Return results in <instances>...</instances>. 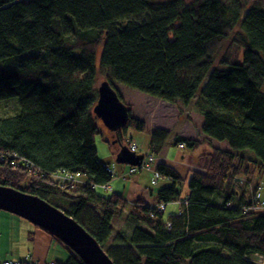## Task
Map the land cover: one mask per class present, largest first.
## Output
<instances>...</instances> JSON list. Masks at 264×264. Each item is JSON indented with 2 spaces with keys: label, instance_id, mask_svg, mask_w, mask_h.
Listing matches in <instances>:
<instances>
[{
  "label": "trees",
  "instance_id": "obj_1",
  "mask_svg": "<svg viewBox=\"0 0 264 264\" xmlns=\"http://www.w3.org/2000/svg\"><path fill=\"white\" fill-rule=\"evenodd\" d=\"M251 2L0 0V102L19 104L15 115L0 118V186L58 208L103 250L113 218L127 212L134 228L130 238L119 234L124 248L106 253L114 264H253L264 257V206L250 209L251 197L239 204L246 195L234 189L250 178L248 165L264 168V5ZM99 46V67L112 82L172 105L195 101L200 133L227 144L204 156L205 172L184 179L172 166L156 165L171 182L156 193V206L135 202L128 210L120 196L101 190L116 174L95 147ZM128 130L145 132L146 123L130 114L119 145ZM169 135L152 132L151 154H161ZM172 145L189 151L201 144L178 135ZM244 151L253 159L239 155L235 165ZM61 171L80 174L83 184L61 187L52 179ZM161 204L179 210L165 218ZM90 207L102 214L93 218ZM52 238L69 253L55 264H84Z\"/></svg>",
  "mask_w": 264,
  "mask_h": 264
},
{
  "label": "rangeland",
  "instance_id": "obj_2",
  "mask_svg": "<svg viewBox=\"0 0 264 264\" xmlns=\"http://www.w3.org/2000/svg\"><path fill=\"white\" fill-rule=\"evenodd\" d=\"M257 0H252V2H255ZM193 0H185L186 4H191ZM251 2V4H252ZM258 2L262 3L264 5V0H258ZM249 4V5H251ZM246 8V7H245ZM243 10V16L246 13L247 10ZM248 8V7H247ZM140 20V19H138ZM242 21V19H241ZM230 42L226 41L223 44V47L219 53V56L223 55L229 47ZM102 52L101 46L97 48L96 53V70H97V86L104 82V81H111L110 71L108 69L100 68L99 67V60L100 55ZM232 52V51H231ZM239 52V50H238ZM241 55L239 56V58ZM99 67V68H98ZM216 65L210 70L208 76L205 78L200 90L204 88L206 85V82L208 80V77L210 73L214 69H216ZM114 88L122 98V103L130 110L131 116L138 117L139 120H145L147 122L146 130L145 132H137L133 130H128V132L123 137V144L124 146L126 144H129V142H134L137 144V146L140 149V154L142 156H150L153 155L154 158L160 159L162 162L165 161H171L173 162L176 159V155L178 152L181 154H187L188 150L184 149L183 147L175 148L172 145V142L176 136H183L189 139H198L200 141V144L202 146H210L215 145L217 148H221L222 150L228 148L226 142H215L210 141L205 136H203L199 131V126L202 118L197 114L196 108H195V101H192L187 107H183L180 103H177V105H172L166 102H163L161 100H158L156 98H153L149 95L140 93L138 91H135L133 89H130L122 84L112 82ZM97 88V87H96ZM263 92H264V86H263ZM133 109V111L131 110ZM19 110V104L16 101H7V102H0V118L9 117L15 115ZM144 121V122H145ZM97 124L101 125L100 121H97ZM99 134L95 137V147L97 150L98 159L102 161L105 164H109L110 166H113L114 173L119 174L122 170L128 169L129 166L125 165H118L115 162L116 154L115 152L116 148L117 151L120 148V145L118 143L113 144L112 136H110V132L106 130L103 125H101ZM161 127L169 132V138L163 148V151L159 156L151 154L149 150L150 140H151V134L154 131L155 127ZM117 141V140H116ZM224 144V145H221ZM200 145V146H201ZM226 147V148H225ZM169 158L167 159L165 156L168 155ZM191 154L192 159L196 162V152L197 150H189ZM245 152H241V154H235L236 158L234 160V164L236 165L238 163L239 155L246 159L248 156V161L250 159H253V155ZM194 156V157H193ZM178 163V164H176ZM173 164L175 167L179 170L181 174H185L186 169L185 167H181L179 162H176ZM205 160L201 162V164H198L199 169L197 170H203L205 172L206 167L204 166ZM153 165H151L152 167ZM249 166V176L250 178L247 179L245 176H242L239 179V183L236 184L235 188L238 192L242 193L243 195H246V197H240L239 201H237L239 204H245L249 200L248 198H252V204L260 205L261 207L264 206V168L257 169L253 168L252 166ZM125 171V172H126ZM241 171H243V167L241 168ZM151 172L147 169H142L135 175L129 176L128 178H131V181L133 179L138 181V184L141 186L146 187L149 192L152 193V195H156L157 192L165 188L166 186H169L171 182L168 179H160L158 183L155 186H152L150 183L151 180ZM120 180V179H113ZM257 188V189H256ZM178 191L181 192V199L186 195L187 189L186 185H182L181 187H177ZM102 190V189H101ZM148 192V193H149ZM104 195L109 196L113 194L110 192L103 191ZM256 193L259 194V199H255L253 195ZM236 204V203H235ZM173 207V205L168 206L167 213L165 214V218L170 216V209ZM126 209H130V207H127ZM254 211H257L255 209ZM127 213V212H126ZM121 217V218H113L112 220V231L111 235L107 241V243L104 245V251L106 253H112L114 254L115 250L124 248V245L119 244V234L124 235L125 238H130L133 232V225L128 222L127 215ZM99 214H102L101 210L98 209H92L90 207V215L95 218ZM20 219V218H19ZM21 220V219H20ZM23 224L28 226L29 228H34L33 225L28 223L27 221H23ZM54 240V239H53ZM55 246L56 249L52 250L48 255V261H58V262H64L69 256L68 251L60 245L56 240L53 241L52 248ZM1 259V258H0ZM253 264H258L257 257L253 260ZM55 263V262H53Z\"/></svg>",
  "mask_w": 264,
  "mask_h": 264
},
{
  "label": "water",
  "instance_id": "obj_3",
  "mask_svg": "<svg viewBox=\"0 0 264 264\" xmlns=\"http://www.w3.org/2000/svg\"><path fill=\"white\" fill-rule=\"evenodd\" d=\"M95 117L112 133L127 126L130 110L122 103L115 89L106 80L97 86ZM115 142H113L114 144ZM144 156L135 155L120 146L115 162L140 167ZM0 211L21 218L56 238L84 264H114L93 236L73 218L46 201L9 187L0 186Z\"/></svg>",
  "mask_w": 264,
  "mask_h": 264
},
{
  "label": "crops",
  "instance_id": "obj_4",
  "mask_svg": "<svg viewBox=\"0 0 264 264\" xmlns=\"http://www.w3.org/2000/svg\"><path fill=\"white\" fill-rule=\"evenodd\" d=\"M131 110L133 111V109ZM145 123L147 126L146 121ZM155 129H163V128L159 126V127H155ZM208 144L210 146L207 147L201 145L197 149L196 162L192 159L191 157L192 153H190V151H188L187 154L184 155L178 152V154L176 155V159L173 162L174 163L179 162L181 167H185L186 173L184 175L179 172V170L175 167V165L171 161L162 162L160 159H156L157 160L156 165H158L159 163H165L169 166H172L184 179L189 172H191L192 170L199 169L198 167H194V166H198V164H201V162L204 161L205 155H207L210 151H212V149H219L215 147V145H211L210 143ZM175 148L176 147H174V150ZM115 152H117V148ZM170 152L171 151H169L168 155L165 156L167 159L169 158ZM125 171L126 170H122L119 174L115 173L116 174L115 179H120V180H115V181L113 180L109 184V186L102 189V191L105 192L111 191L113 194L120 196L122 199L126 201L128 207L133 206L135 202L136 203L143 202L145 203V205L149 207L156 206L157 204L155 202V195H152V193L149 192V190H147L146 187L139 185L137 180L133 179L131 181V178L128 177L132 175H125ZM170 205H173V207L170 209V215L177 213L179 210L178 204H170ZM168 206L166 208V213L168 210ZM20 219L12 214L0 211V258H1L0 260L13 261L19 264H28L34 262L49 264L53 262H58L56 260L48 261L49 253L52 250L56 249L57 247L55 246L54 248H52L54 241L53 238L48 234H46L45 232H43L42 230L36 229L35 226H33L34 228H29L28 226L23 224L22 222L23 219L21 220Z\"/></svg>",
  "mask_w": 264,
  "mask_h": 264
},
{
  "label": "built area",
  "instance_id": "obj_5",
  "mask_svg": "<svg viewBox=\"0 0 264 264\" xmlns=\"http://www.w3.org/2000/svg\"><path fill=\"white\" fill-rule=\"evenodd\" d=\"M123 146H124V144H123ZM124 147H126L130 152L134 153L135 155H141L139 147L134 142H129V144H126ZM179 147L182 148V146H179ZM156 163H157V160H156V158L153 157V155L144 156V159L142 161L141 166L140 167H130L129 166L127 171L125 172V175H134L142 169H147L151 172L150 183L152 186H155L158 183V181L161 179L160 174L156 170ZM151 165H153V166L151 167ZM107 169L110 173H112L113 176L115 175L113 166H110V169L109 168H107ZM52 179L56 183H58V184L60 183L61 187H65L67 185H70V188H73V186H75V185L83 184V181H82L83 176H81L80 174H70V173H67L64 171L56 173L52 177ZM255 199H257V200L259 199V194H257L255 196ZM248 207L250 209H257L258 210L260 205L259 206L253 205V208H252V200H251V203L249 204ZM166 208H167V206L164 204L158 205V209L161 212H163ZM257 261H258V264H264V257H262V256L259 257ZM0 264H19V263L13 262V261H7V260H0ZM28 264H43V263L34 262V263H28ZM49 264H55V263H49Z\"/></svg>",
  "mask_w": 264,
  "mask_h": 264
},
{
  "label": "flooded vegetation",
  "instance_id": "obj_6",
  "mask_svg": "<svg viewBox=\"0 0 264 264\" xmlns=\"http://www.w3.org/2000/svg\"><path fill=\"white\" fill-rule=\"evenodd\" d=\"M110 136H112L113 139H117V133L115 134V133L110 132ZM113 142H115L114 144H116L118 141L113 140Z\"/></svg>",
  "mask_w": 264,
  "mask_h": 264
}]
</instances>
